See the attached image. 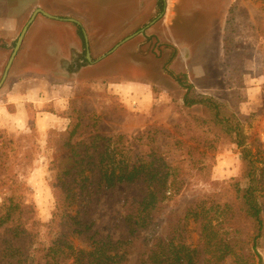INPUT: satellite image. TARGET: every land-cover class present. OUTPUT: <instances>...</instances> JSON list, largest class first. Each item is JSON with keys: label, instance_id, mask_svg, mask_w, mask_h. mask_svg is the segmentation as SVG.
<instances>
[{"label": "rangeland", "instance_id": "rangeland-1", "mask_svg": "<svg viewBox=\"0 0 264 264\" xmlns=\"http://www.w3.org/2000/svg\"><path fill=\"white\" fill-rule=\"evenodd\" d=\"M37 8L80 21L93 62L85 61V41L73 22L37 15L0 88V107L13 112L9 95L19 97L20 83L32 77L43 82L45 103L37 109L27 104L26 122L0 127V204L5 196L13 197L27 206L29 222L51 221L55 165L71 162L66 133L76 127L74 144L87 142L92 129L122 134L126 144H133V153L144 159L161 154L178 169L176 181L186 184L162 204L160 234L165 239L180 224L186 243L198 245L197 223L183 220L187 208L205 194L226 190L233 179L246 186L245 148L260 168L264 205V0H166L164 10L159 0H0V80ZM128 74V86L120 85ZM184 75L199 93L214 96L236 114L240 146L227 137L217 141L211 129L191 121L192 115H211L203 106L183 105L185 89L175 76ZM1 117L6 116L0 112ZM195 147L198 152L190 154ZM200 165L203 170L197 169ZM126 189L117 186L89 199L76 190L73 209L95 220L101 235L125 240ZM249 232L240 226L235 252L220 264H264V235L252 242ZM4 234L1 230L0 249ZM67 238L76 252L90 250L85 237L67 233ZM143 239L141 235L129 245L127 264H139ZM66 251L63 264H74L78 253Z\"/></svg>", "mask_w": 264, "mask_h": 264}, {"label": "trees", "instance_id": "trees-1", "mask_svg": "<svg viewBox=\"0 0 264 264\" xmlns=\"http://www.w3.org/2000/svg\"><path fill=\"white\" fill-rule=\"evenodd\" d=\"M159 5L164 10V0H159ZM79 33L84 38L81 27ZM175 79L185 89L183 105L203 106L211 115L209 119L192 115L191 121L211 129L217 141L227 137L240 146V121L236 114L228 112L225 104L214 96L199 93L188 82L187 75ZM66 134L71 162L55 165L52 182L55 209L51 221L29 222L27 206L19 199L5 196L0 204V232L4 230L6 236L0 249V264H63L66 250L72 251L69 254L76 252L67 233L85 237L90 247L88 252H76L74 264H127L129 245L141 235L145 236V250L139 264H220L235 252L241 225L249 227L252 242L264 235V205L259 199L263 185L252 151L242 150V177L247 180L246 186L233 179L227 182L229 186H224L226 190L205 194L188 206L183 220L186 224L188 219L194 220L199 234L198 245L193 247L186 243L180 224L169 233L168 239L160 234L163 202L172 199L173 193L186 184V180L176 181L177 168L165 162L161 154L141 158L133 153V144H126L122 134L107 136L92 129L89 140L81 144L71 142L77 134L76 127ZM3 144L8 147L9 142ZM192 150L190 154L198 152V147ZM197 169L203 170V166ZM117 186H125L129 193L128 211L122 217L127 239L114 241L109 235H101L94 228L95 220L73 206L76 190L80 197L89 199ZM168 211L174 214L173 208Z\"/></svg>", "mask_w": 264, "mask_h": 264}, {"label": "crops", "instance_id": "crops-1", "mask_svg": "<svg viewBox=\"0 0 264 264\" xmlns=\"http://www.w3.org/2000/svg\"><path fill=\"white\" fill-rule=\"evenodd\" d=\"M26 37L27 36H25V39H26ZM23 43L25 44L26 42L23 41ZM119 48L120 47H118L115 50V52ZM115 52H113V53H115ZM34 70H35V72L37 71V69H34ZM128 78H130V80H131V78H132L131 74L125 75L124 81L120 85L128 86L127 83L130 81V80H127ZM20 86H21L22 91H20L19 97H11L9 95V98L7 99L8 105H10V104L14 105L12 107L13 112H11L6 105L4 107H0V112L3 115L5 114V116H6L4 118H2V117L0 118V127L8 126L7 122H11V121H13V122L19 121L20 124L26 122L27 121V111H26L27 104H32V105L34 104L33 106L37 109L45 103V101H44L45 99H42L40 97L44 94V90H45L44 84H43V82L39 81V79L37 77H32L30 79H27L26 81L24 80L23 82L20 83ZM125 94H128V93H126V92H123L122 94L120 93V95H125ZM48 101L49 102L52 101L51 98ZM42 115L43 114H39V121L41 120L40 116H42Z\"/></svg>", "mask_w": 264, "mask_h": 264}, {"label": "water", "instance_id": "water-1", "mask_svg": "<svg viewBox=\"0 0 264 264\" xmlns=\"http://www.w3.org/2000/svg\"><path fill=\"white\" fill-rule=\"evenodd\" d=\"M38 14H43V15H45V16L51 18V19H55V20H68V21H71V22H75V23H77L79 25L81 24L78 20H76L74 18H61L59 16H56V15H53V14L47 12L46 10H44L42 8H37L33 12L32 16L29 19V21L27 22V24L24 26V28H23V30H22V32H21V34H20V36H19V38H18V40L16 42L14 51L11 54V57H10L7 65H6L5 70H4L3 76H2V78L0 80V88L3 86V84H4V82H5L6 78H7V76L9 74V71H10V69L12 67V64H13L15 58H16V55H17L18 51L20 50V48L22 46V43L24 41V38H25V36H26V34H27V32H28L31 24L34 22V20L36 19V17H37ZM147 27L148 26H146L145 28H147ZM145 28L141 29L140 32H143L145 30ZM140 32H136L133 35L128 36L125 40H123L122 42H120L119 44H117L109 53H113L123 43H125L126 41L132 39L134 36H136ZM83 33H84V38H85V43H86V48H87V55H86L87 56V59L89 61L93 62L92 59H91V52H90V49H89V36H88V33L86 32V30H83Z\"/></svg>", "mask_w": 264, "mask_h": 264}, {"label": "flooded vegetation", "instance_id": "flooded-vegetation-1", "mask_svg": "<svg viewBox=\"0 0 264 264\" xmlns=\"http://www.w3.org/2000/svg\"><path fill=\"white\" fill-rule=\"evenodd\" d=\"M164 3H165V5H166V0H164ZM164 9H165V7H164ZM77 20V19H76ZM80 22V21H79ZM81 23V22H80ZM73 24H75L78 28H80L81 27V29H82V32H83V30H85L84 28H82V26H81V24L79 25V24H77V23H75V22H73ZM143 29V28H142ZM137 32H140V30L139 31H137ZM141 33V32H140ZM139 34V33H138ZM83 36H84V33H83ZM84 41H85V38H84ZM85 46H86V43H85ZM89 49H90V47H89ZM91 52V51H90ZM86 55H87V48H86ZM88 59H87V56H86V58H85V61H87ZM89 61V60H88ZM90 62V61H89Z\"/></svg>", "mask_w": 264, "mask_h": 264}]
</instances>
